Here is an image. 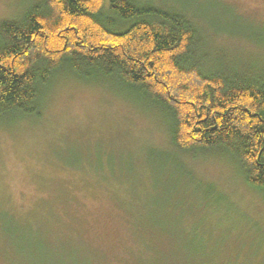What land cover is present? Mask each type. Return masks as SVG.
I'll return each mask as SVG.
<instances>
[{
  "label": "rangeland",
  "instance_id": "obj_1",
  "mask_svg": "<svg viewBox=\"0 0 264 264\" xmlns=\"http://www.w3.org/2000/svg\"><path fill=\"white\" fill-rule=\"evenodd\" d=\"M43 1L0 0V24ZM127 1L190 21L204 72L264 75V0ZM37 103L0 119V264H264L261 195L231 157L175 148L148 96L64 67Z\"/></svg>",
  "mask_w": 264,
  "mask_h": 264
},
{
  "label": "trees",
  "instance_id": "obj_2",
  "mask_svg": "<svg viewBox=\"0 0 264 264\" xmlns=\"http://www.w3.org/2000/svg\"><path fill=\"white\" fill-rule=\"evenodd\" d=\"M152 13L127 0H44L1 23L0 119L36 113L38 89L64 67L114 78L168 111L175 148L231 157L264 202V75L204 72L191 22Z\"/></svg>",
  "mask_w": 264,
  "mask_h": 264
}]
</instances>
